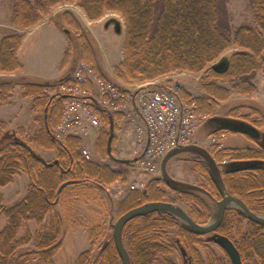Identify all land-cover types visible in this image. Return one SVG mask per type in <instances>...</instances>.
<instances>
[{
    "label": "trees",
    "instance_id": "obj_1",
    "mask_svg": "<svg viewBox=\"0 0 264 264\" xmlns=\"http://www.w3.org/2000/svg\"><path fill=\"white\" fill-rule=\"evenodd\" d=\"M63 2L77 3L90 19H100L107 12L122 16L125 21L124 59L116 67V74L126 83L154 81L179 70L204 73L209 77L204 84L205 96L192 98L191 93L186 94L189 103L195 104L196 113L203 118L210 116L219 102L230 95V89L217 81L233 80L234 88L247 94L255 90L252 80L264 70V0H249L253 24L241 25L235 30L224 18L222 0H17L13 23L19 29L32 28L54 6ZM61 16L75 31V36L67 34L69 46L63 64L66 65L70 57L73 63L81 59L92 65L103 79L110 80L92 34L71 13ZM23 40V33L18 31L4 35L0 42V72L12 74L22 70L18 51ZM232 47L238 49L224 55ZM220 59L227 60V67L216 71L212 65ZM71 71L69 69L56 80L3 79L0 82V103L11 101L17 84L22 86L24 97L33 99L34 124L37 126L25 138L20 134L24 127L18 131L0 127V186L10 184L20 173L27 174L30 180L28 192L19 203L6 208L0 195V217H7V224L0 232V264H53L63 235V221L55 212L56 204L71 193L99 201L100 195L94 191H103L104 185L122 177L108 165L85 159L80 138L68 136L60 141L55 136L66 98L55 96L54 90L70 81ZM97 112L103 124L96 142L97 153L103 159L114 158L115 139L110 129L111 126L114 128L116 117L121 115L112 116L102 108H97ZM228 117L245 121L259 130L264 128V113L259 109H253L248 115L238 113ZM214 118L215 115L210 116L208 123H213ZM227 129L222 125L218 127L221 131ZM34 146L56 150L58 156L47 160L35 152ZM251 160L264 162V146L215 145L210 155L195 161L194 171L201 178L199 185L179 181L167 183L163 178L155 177L143 190L134 188L126 194L118 203V215L150 202L177 204L180 201L188 205L193 218L207 223L211 215L203 193L221 198L223 189L240 196L255 212L264 214V163L246 164ZM163 186L176 196L172 197ZM30 221L39 225L34 239L37 249L20 253L18 248L33 239L30 229L19 237L24 222ZM173 229L176 230V242L169 232ZM90 236L93 245L99 238L105 239L100 253L94 257L92 250H87L73 264H122L105 221L91 225ZM124 239L132 264H178L168 258L177 251V242L182 248L190 247L194 264H230L225 259L222 261L223 258L218 259L213 252L203 263L198 253L202 244L198 235L166 212L134 218L124 228ZM255 245L259 247V257L243 242L245 264L263 262V241L256 240Z\"/></svg>",
    "mask_w": 264,
    "mask_h": 264
},
{
    "label": "rangeland",
    "instance_id": "obj_2",
    "mask_svg": "<svg viewBox=\"0 0 264 264\" xmlns=\"http://www.w3.org/2000/svg\"><path fill=\"white\" fill-rule=\"evenodd\" d=\"M30 1L36 2V0ZM222 2L225 7L223 9L225 15L224 18L229 21L232 29L235 30L241 25L253 24V13L251 11L249 0H222ZM16 3L17 0H0V23L10 24L16 27L13 23V12ZM63 13H71L74 15L84 28L92 34L97 43L102 63L109 70L108 72L105 69L107 73H109V76L129 87L134 86L135 83H126L116 74V67H118L124 59L125 21L122 16L116 12H107L100 19H90L86 12L74 2H63L54 6L51 9V12L48 15H45L43 20L39 23L44 24L33 30V32L27 36L21 52V59L25 65V69L33 74L41 73L43 71L50 73L58 72L67 46L65 39L68 37H66L67 33L65 30L69 31V35L75 33L73 27L62 18L61 15ZM113 20L121 23L120 32L115 31L114 23H110L109 26H106L108 21ZM55 23L58 24L63 33L56 30L55 27L57 26ZM0 29L9 30L1 25ZM29 29H19L14 31L23 33L25 37V33L29 32ZM10 33H13V31ZM237 49L238 48L236 47H232L230 50L226 51L224 55H230ZM77 61H74L73 63V59L70 57L69 62L71 64L68 70L73 68ZM219 61H221V59ZM203 74L204 73L194 74L185 70H179L166 74L154 81H149L148 83H152V86L171 91L178 97L180 102L190 104L188 101L189 99L187 98L188 96L186 95L187 93H191L193 96L192 98L202 97L206 94L204 84L209 81V77ZM217 83L230 89V95L226 100H221L219 102V105L215 107L210 116L218 115L228 117L238 113L248 115L253 112V109H259L264 113V70L261 73H258L252 80V83L255 85V90L251 93H239L234 88L235 82L233 80L217 81ZM22 96H24L23 88ZM210 116L205 117L204 120L203 117L200 116L203 121L200 124L201 128L199 127L202 134L199 139L200 141H204L203 144L208 152H211L212 147L215 145L229 147L250 145L256 147L255 139L253 140L246 134L233 132L229 128L222 131L218 130L220 125L216 122H213V124L210 125L207 124ZM133 120L134 115L129 117H124L123 115L116 117L115 140L113 142V153L115 157H130L129 153L120 155L119 149L122 143L120 138L124 137L126 144H128V152L132 151L134 144L133 140L135 142L137 140V135L135 134L136 128L134 126L136 124L135 122H132ZM0 127L6 130H11L7 125H0ZM35 127L33 123L26 126V128L24 127V130H21V136L23 138L28 137V135H31L36 130ZM105 129L109 130L108 127H105ZM260 131H264V128H261ZM97 139L98 137L95 139V143L97 142ZM194 140H196V136L194 137ZM192 143L194 142L192 141ZM33 148L37 154L44 158L46 157L48 160H53L58 156L56 150H54V152H49L46 151L47 149L41 147L34 146ZM95 151L97 163L110 166L119 172L122 177L112 184L104 185L103 191H94L100 195L99 201L92 200L88 196L71 193L69 197L63 196L62 201L56 204L55 212L60 215L63 221V235L57 253L52 259L53 264H73L83 252L90 249L92 250L93 256L96 257L100 253L101 246L104 244L105 239L99 238L96 243H94L95 245H93L90 236L91 225H96L105 221L108 232L113 233L112 226L120 217L118 215V203L129 191H131L132 185H136V189L143 190L153 178L162 177L161 172L157 176L146 174L145 171L141 170L139 164H120L110 160V158L103 159L97 153L96 148ZM181 157L183 159L179 162L176 159V161H170V163H168V174L181 183L199 185L201 181L200 175L194 171L195 162H191L196 156H193V154H183L180 158ZM187 161H190L191 163ZM29 183L30 180L28 175L20 173L13 177L10 184L0 186V195L2 197L3 205L6 208H9L22 201L28 192ZM163 187L166 188V186ZM166 189L172 197L176 196L172 190L169 188ZM207 200L213 215L217 210L218 203L216 200H210L208 198ZM177 205L188 212L187 204L179 201L177 202ZM6 224L7 217L2 215L0 217V232ZM38 227L39 225L34 221L24 222L20 229L19 237H23L26 230L30 229L33 239L27 244L21 245L17 250L18 252L25 253L27 251H36L37 247L34 239ZM169 232L172 235L173 240L176 242V230L173 229ZM124 242L126 245L125 239ZM212 247L219 255H223L222 251L216 245L213 244ZM176 248L177 251L172 255H169L168 258L178 264H183L181 245L179 244ZM202 254L206 258L204 250H202Z\"/></svg>",
    "mask_w": 264,
    "mask_h": 264
},
{
    "label": "built area",
    "instance_id": "obj_3",
    "mask_svg": "<svg viewBox=\"0 0 264 264\" xmlns=\"http://www.w3.org/2000/svg\"><path fill=\"white\" fill-rule=\"evenodd\" d=\"M54 95L66 98L61 122L54 131L56 138H80L82 155L91 161L96 160L95 139L102 127L97 108L124 117L138 114L137 143L144 150L138 164L152 176L160 174L168 153L194 142L202 122L194 105L180 102L171 91L152 83L129 87L115 79H103L83 60L77 63L70 81L58 86Z\"/></svg>",
    "mask_w": 264,
    "mask_h": 264
},
{
    "label": "water",
    "instance_id": "obj_4",
    "mask_svg": "<svg viewBox=\"0 0 264 264\" xmlns=\"http://www.w3.org/2000/svg\"><path fill=\"white\" fill-rule=\"evenodd\" d=\"M115 23V30L116 32L121 31V23L119 21L113 20ZM112 21H108L106 23V26H109ZM65 32L68 34L69 31L65 30ZM213 69L216 71H222L227 67V60L222 59L218 63L212 65ZM226 126L235 132H240L244 134H248L252 137H258L259 131L254 128L253 126H250L242 121H235L230 119H224L223 120ZM111 135H114V128L111 126ZM185 147H180L171 153H169L163 160L162 163V177L167 183H173L176 182L175 179H173L167 171V164L168 161L179 151L183 150ZM260 161L258 160H251L246 162L249 166H253L256 164H259ZM65 185L62 186V188ZM61 188V189H62ZM232 203H237L240 208L243 210L244 215L259 224L264 225V215H259L254 212H252L246 204L238 197L232 196V195H226L218 204V208L216 211V217L214 220L209 222L206 225H202L198 223L187 211H185L182 207L179 205H176L172 202H150L143 204L139 207L133 208L126 212L125 214L121 215L115 224L113 225V240L116 247V250L119 254V257L122 261V264H132L130 255L128 252V249L124 242V228L125 226L134 218L146 215L152 212H166L168 214L173 215L176 217L184 226L189 228L192 232L204 235L208 234L214 230H216L219 225L221 224L225 210L230 207ZM217 243H219L230 255L232 259V264H242V260L240 257V254L234 244L226 237L219 236L215 239Z\"/></svg>",
    "mask_w": 264,
    "mask_h": 264
},
{
    "label": "crops",
    "instance_id": "obj_5",
    "mask_svg": "<svg viewBox=\"0 0 264 264\" xmlns=\"http://www.w3.org/2000/svg\"><path fill=\"white\" fill-rule=\"evenodd\" d=\"M44 23L41 24H37L36 26H34L33 28L29 29V32L25 33V37H24V41L22 43V46L27 38V36L29 34H31L33 32V30L39 28V26H41ZM1 26L8 28L9 30H2L0 29V42L2 40V38L4 37L5 34H8L12 31H16L19 30L18 28L10 25V24H6V23H0ZM55 25L57 27L56 30L61 31L60 27L55 23ZM63 33V32H62ZM66 35V34H65ZM67 37V35H66ZM66 41V48H65V54H64V58L62 60L61 63V67L58 70V72H54V73H50L47 71H43L41 73H37V74H33L31 72H28L25 69V65L21 59V52H22V46L18 51V57L21 60L22 64H23V68L22 70L12 73V74H7V73H2L0 72V82L3 79H24V80H30V81H47V80H56L59 79L61 77H63L64 75L67 74L68 72V68L70 66V62H68L66 65H64V59H65V55L68 51V46H69V41L68 38L65 39ZM103 64V63H102ZM103 67L109 72L108 68H106L103 64ZM109 74V73H108ZM38 75V76H36ZM32 101L33 99L30 97H24L22 96V86L17 84L15 87V91H14V96L11 100V102L9 103H0V125H7V127L11 130H19L20 127H25L29 126L33 123L34 127L36 126L34 124V117H35V113L36 111L33 109L32 107ZM136 116V118H135ZM216 117H222V116H218L215 115ZM133 123L135 122V124L138 126L141 123V119L139 117L138 114L134 115V120L132 121ZM207 124H213V123H208ZM136 125L135 128L137 127ZM37 127V126H36ZM35 127V128H36ZM200 127V126H199ZM201 128V127H200ZM200 128H198L199 130H197L196 132V140H194V143L188 147H185L183 150L179 151L178 153H176L169 161L168 163H170V161H177L179 162L180 160H182L183 158L180 156L183 154H193L194 159L191 160V162H195L197 160H203L205 158L206 155H210V152H208V150L205 148L204 146V141H200L199 137L201 138V131ZM235 132V131H233ZM136 134V132H135ZM114 135H115V126H114ZM147 137L144 136V139L146 140ZM121 139V145H120V155H125L127 153H129L130 157L128 158H122V157H115L114 158H110V160L115 161L116 163H120V164H130V165H136L139 162V159L142 155V153L144 152V150L142 149V147H140L136 142L133 140L134 144L132 147V151L128 152V144H126V140L125 138H120ZM148 141V139H147ZM197 143V144H196ZM49 152H54V150H46ZM179 157V158H178ZM46 158V157H45ZM47 159V158H46ZM48 160V159H47ZM54 160V159H53ZM186 162V161H185ZM189 163H191L190 161H187ZM169 166V165H168ZM116 184V183H115ZM114 185V184H113Z\"/></svg>",
    "mask_w": 264,
    "mask_h": 264
},
{
    "label": "flooded vegetation",
    "instance_id": "obj_6",
    "mask_svg": "<svg viewBox=\"0 0 264 264\" xmlns=\"http://www.w3.org/2000/svg\"><path fill=\"white\" fill-rule=\"evenodd\" d=\"M215 121H216V123H219L220 125L226 126V124L224 123L222 118H214L213 120H211V122H215ZM243 122H245V121H243ZM245 123L251 126V124H249L247 122H245ZM246 135H248V134H246ZM248 136L250 138H252L253 140L255 139L254 141L256 142V145L261 144L262 146H264V134L263 133L260 132L258 137H252L250 135H248ZM247 147H253V146L248 145ZM260 163L263 164L264 162L260 161ZM226 195H232V196L240 198L252 212L259 214V215H264L263 213L255 212L251 208V206L245 200H243L240 196L235 195V194H231V193L227 192L225 189L222 190V197L221 198H216L212 194L207 193V192L203 193V197H204L207 204H208L207 198L210 200H216L217 203L219 204V202ZM208 206L210 209L211 217L207 223H201L194 218L198 223H200L202 225L208 224L209 222L214 220L216 217V211L217 210L212 215L210 205L208 204ZM217 208H218V206H217ZM188 213H189V211H188ZM194 234H196V233H194ZM196 235H198V239L202 243L201 246L198 247L199 248L198 253L201 256L203 263L208 260V258L210 257V254L213 252L216 255V257H218V259L223 258L222 261H224V259H225V262L232 264V259H231L230 255L228 254V252L219 243H217L215 241V239L218 238L219 236H223V237L228 238L234 244V246L236 247V249L238 250V252L240 254L242 264H245L243 261V256H242L243 242H246L249 245V248H251V250L253 251V253L255 255H258V257H259L261 255V253L258 254L259 247L257 245H255V241L256 240H262L263 244H264V225L248 219L244 215V212L240 208V206L237 203H232L230 205V207H228L225 210L223 220L216 230H214L208 234H204V235L196 234ZM177 243H176V245L178 246L180 243H178V244ZM213 244L216 245L222 251L223 255H219L217 253V251L212 247ZM202 250L205 251L206 258L203 256ZM191 252L192 251L190 250V247H187V248L183 247L182 248V246H181V253L183 256V264H194L193 256H192ZM262 261L263 262H261L260 264H264V260H262ZM204 264H206V263H204Z\"/></svg>",
    "mask_w": 264,
    "mask_h": 264
}]
</instances>
